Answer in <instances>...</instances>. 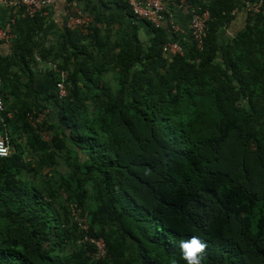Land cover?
I'll list each match as a JSON object with an SVG mask.
<instances>
[{
	"label": "trees",
	"instance_id": "obj_1",
	"mask_svg": "<svg viewBox=\"0 0 264 264\" xmlns=\"http://www.w3.org/2000/svg\"><path fill=\"white\" fill-rule=\"evenodd\" d=\"M97 1L84 5L86 34L64 28L45 45L38 13L0 53V136L12 145L0 158V264H184L178 244L193 235L204 264H264V4L220 43L257 0H184L208 11L206 37L169 56L166 23ZM125 18L147 26V45ZM36 63L68 72L63 99L35 88ZM86 238L103 241V258Z\"/></svg>",
	"mask_w": 264,
	"mask_h": 264
},
{
	"label": "built area",
	"instance_id": "obj_2",
	"mask_svg": "<svg viewBox=\"0 0 264 264\" xmlns=\"http://www.w3.org/2000/svg\"><path fill=\"white\" fill-rule=\"evenodd\" d=\"M59 0H0V4L4 5L10 10L11 16L7 18L6 24L0 28V43H11L12 27L16 24L17 19L29 18L33 19L36 14L44 12ZM130 7L132 14L137 20H144L149 22L154 28L161 27L166 23L170 34L176 35L180 32L173 16V9L186 8L189 11L188 30L192 43L197 50H202L204 39L206 37V23L209 19L207 10L199 7H192L184 0L175 2L174 0H124ZM66 2V19L64 20V28L67 30H78L82 34L87 33L89 25L92 24V17L78 9L73 2ZM263 0H257L254 4L248 2L244 3L246 12L251 14L257 13L263 7ZM162 52L165 55H183V48L178 41H170L163 45ZM37 61L40 59L37 58ZM51 72L58 76L55 82V90L57 97L63 99L66 96L71 85L68 80V72L66 70H59L55 64L47 63ZM1 82V81H0ZM4 110V104L0 98V112ZM43 115H40L36 121L41 122ZM49 136L43 134L44 140H49ZM12 152V145L7 136L0 137V158L8 157ZM86 220L80 221L83 223L82 228L86 230ZM96 245V257L104 256V243L101 239L91 240L86 238Z\"/></svg>",
	"mask_w": 264,
	"mask_h": 264
},
{
	"label": "crops",
	"instance_id": "obj_3",
	"mask_svg": "<svg viewBox=\"0 0 264 264\" xmlns=\"http://www.w3.org/2000/svg\"><path fill=\"white\" fill-rule=\"evenodd\" d=\"M65 1L66 0L56 1L51 7L41 13L40 17L42 18V23L38 21V24L43 25L41 31L39 32L38 39L45 45H50L54 43L56 41L57 34L64 29V20L66 19ZM90 1H92L98 8L102 7L101 3L97 0H79L74 1L73 3L78 9L84 11V5L90 3ZM108 4V6L111 7V10H109L110 12H115L117 14L121 13V9L111 4L110 2ZM172 13L174 16L173 21H175L177 27L180 30V32L172 38V41H178L179 45L182 46L184 51L183 45H189L191 41L188 30L189 11L186 8H176L173 9ZM246 15L247 12L243 9L235 12V18L233 21H231V24L220 31V43L229 41L230 39L234 38L240 31L243 30L246 24V22H244L246 19ZM10 16V10L4 5L0 4V28L6 24V22L8 21L7 18H9ZM33 21V19L31 20L29 18L17 19L16 24L12 27L11 43H0V53L2 55L10 56L12 55V53H14L13 48H18V45L25 40L27 33L33 26ZM124 21L128 26L131 27V30L133 31V33L136 34L140 42H142V45H147V43L150 41L151 36L153 35L147 28V26L142 21H137L135 19H131L129 21V18H125ZM130 22L132 24H130ZM119 29L120 28L117 23L111 25L112 31L115 32ZM33 58L36 60L39 57L33 55ZM38 62H40V60ZM32 65V71L35 74V88L43 94H48L55 91V84L52 77V72L50 71L47 63H36L35 65Z\"/></svg>",
	"mask_w": 264,
	"mask_h": 264
},
{
	"label": "clouds",
	"instance_id": "obj_4",
	"mask_svg": "<svg viewBox=\"0 0 264 264\" xmlns=\"http://www.w3.org/2000/svg\"><path fill=\"white\" fill-rule=\"evenodd\" d=\"M91 240H96V239H91ZM86 241L92 243L89 240ZM207 247L208 245L206 244V242L201 240L200 237L197 235H193L187 240H181L179 241L178 244L180 258L183 260L184 264H204V260L206 259ZM103 257H99V258H103ZM95 258H97L96 254H95ZM172 264H178V261L174 259L172 261Z\"/></svg>",
	"mask_w": 264,
	"mask_h": 264
},
{
	"label": "rangeland",
	"instance_id": "obj_5",
	"mask_svg": "<svg viewBox=\"0 0 264 264\" xmlns=\"http://www.w3.org/2000/svg\"><path fill=\"white\" fill-rule=\"evenodd\" d=\"M1 137V136H0Z\"/></svg>",
	"mask_w": 264,
	"mask_h": 264
}]
</instances>
